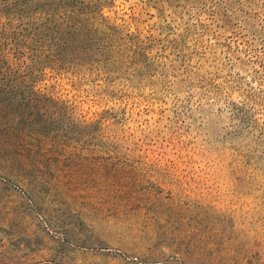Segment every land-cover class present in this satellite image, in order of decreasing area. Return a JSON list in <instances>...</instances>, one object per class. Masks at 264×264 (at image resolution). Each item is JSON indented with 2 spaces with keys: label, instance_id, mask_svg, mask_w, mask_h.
<instances>
[{
  "label": "rangeland",
  "instance_id": "rangeland-1",
  "mask_svg": "<svg viewBox=\"0 0 264 264\" xmlns=\"http://www.w3.org/2000/svg\"><path fill=\"white\" fill-rule=\"evenodd\" d=\"M0 264H264V0H0Z\"/></svg>",
  "mask_w": 264,
  "mask_h": 264
}]
</instances>
